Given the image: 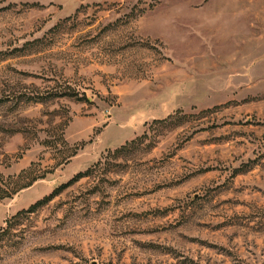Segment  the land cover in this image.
Masks as SVG:
<instances>
[{"label": "rangeland", "instance_id": "1", "mask_svg": "<svg viewBox=\"0 0 264 264\" xmlns=\"http://www.w3.org/2000/svg\"><path fill=\"white\" fill-rule=\"evenodd\" d=\"M0 189V264H264V0H0Z\"/></svg>", "mask_w": 264, "mask_h": 264}, {"label": "trees", "instance_id": "2", "mask_svg": "<svg viewBox=\"0 0 264 264\" xmlns=\"http://www.w3.org/2000/svg\"><path fill=\"white\" fill-rule=\"evenodd\" d=\"M171 119V118H170ZM135 142L131 143V144H127L125 147H122L120 150L116 151V154L122 153L123 151L127 150L128 147L134 145ZM77 151L73 152L68 158L71 159L73 157H75L77 155ZM101 163H98L97 165L99 166ZM94 166L92 169L88 170L85 173H80L78 174L74 179H72L69 183L62 185L60 188H58L57 190H55L50 196L44 198L43 200L37 202L35 205H33L32 207H30L28 210H24L22 212H20L17 216H15L14 219H18L22 216H26V215H31L36 213L39 209L45 207L46 205H48L50 202H52L57 196H59L63 191L71 188L74 184H76L77 182H79L81 179L88 177L90 175L93 174L94 170L96 167L98 166ZM45 177H43L42 179H44ZM33 184H29L25 187L22 188L23 189H27L32 187ZM6 198H10V196L7 194L6 191H3L2 189H0V202ZM1 241V238H0Z\"/></svg>", "mask_w": 264, "mask_h": 264}]
</instances>
